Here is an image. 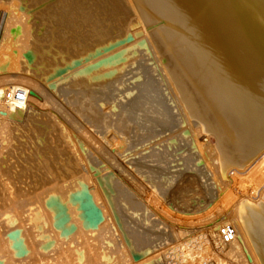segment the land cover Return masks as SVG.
Masks as SVG:
<instances>
[{"label": "bare ground", "instance_id": "obj_1", "mask_svg": "<svg viewBox=\"0 0 264 264\" xmlns=\"http://www.w3.org/2000/svg\"><path fill=\"white\" fill-rule=\"evenodd\" d=\"M0 9L7 10L14 27L23 25L20 42L25 46L24 53L17 51L11 55L17 69L21 66L22 73L16 105L9 120L12 142L0 158V205L10 203L15 223L18 222L16 217L26 219L25 209L37 202L44 212H51L58 237L68 239L74 228L68 222L70 213L60 195L61 191L71 189V208L67 207L77 213L79 220L77 217L75 220L79 222L80 231L89 239L91 231L102 222L103 211L95 200L99 195L103 208L122 232L126 246L133 253L143 250L140 257L146 260L145 264H188L198 256L222 254L228 242L221 241L215 225L217 220H210L202 209L198 191L188 190L181 201L185 206L193 201L197 204H194L196 209L179 211L180 214L174 212V215L185 225L187 222L201 223L193 229L207 232L205 240H209L210 251L202 249L193 254L181 243V255L173 252L159 257L160 245H168L169 240L177 244L183 232L167 229V233H163L157 226L166 235L156 244L146 245L149 238L139 230H136L137 239L132 238L135 233L131 234L132 229H128L121 209L124 205L134 208L143 197L136 198L145 192L140 172L134 169L119 181L111 178V183L106 186L99 183L97 175L92 180L85 175L88 171L83 161L91 162V167L97 169V154L106 155L105 151L109 157L117 155L122 152L116 149L115 153L113 148L123 144H130L127 148L124 146L128 150L132 145L142 147L154 143V156L161 157L166 171H173L180 159H175L179 156L180 148H176V142H179L180 132L175 131L170 119L163 116L167 106L159 102L154 93L162 81L169 96L181 112H185L181 122L173 123L180 126L185 119L200 138L204 136L198 146L206 159L211 158L213 147L207 136L214 135L216 145L212 160L217 164L214 163L213 174L219 178V200L234 212V215L229 213L234 216V227L243 238L251 264H264V0H0ZM21 13L26 15L25 20L20 18ZM5 30L8 33L9 28ZM4 36L0 41V67L9 50L6 34ZM61 71L71 76L82 74L71 95L64 90L62 94L65 104L70 102L72 95L77 97L68 108L80 118L84 110L90 111L92 120L89 122L99 118L96 105L105 97L104 94L90 95L92 90L86 88L87 82L96 80L93 88L98 90L113 88L111 99L118 97V86L126 83L122 96L130 97V103L125 107V130L120 137L109 134L97 137L91 126L80 130L69 126V133L64 131L63 122L57 118L52 106V98L44 91L47 79ZM84 137L90 140L87 148ZM171 144L175 145L173 149ZM181 150L184 152L185 149ZM124 152L127 155L129 151ZM134 152L140 153L139 150ZM108 156H104L105 161L109 160ZM115 156L113 159L117 158ZM164 156L168 158L164 160ZM256 173L258 176L253 178ZM225 184L233 191H224ZM107 186L110 194L106 197L103 189ZM142 208V211L146 210ZM150 212L152 214L151 209ZM129 215L126 219H132ZM149 222H153L152 219ZM3 226L0 221V229ZM25 247L32 251L31 254L37 249L30 239ZM147 252L150 254H145ZM84 256V250H78L75 263L81 264ZM179 256L184 258L176 262ZM236 256L240 259L238 254Z\"/></svg>", "mask_w": 264, "mask_h": 264}, {"label": "rangeland", "instance_id": "obj_2", "mask_svg": "<svg viewBox=\"0 0 264 264\" xmlns=\"http://www.w3.org/2000/svg\"><path fill=\"white\" fill-rule=\"evenodd\" d=\"M13 5H16V4H13ZM20 15H21L20 18L25 20L26 15L24 13H21ZM5 25H7V27L9 28L8 33L5 30L7 28ZM21 27L20 28L14 27L13 19L10 18V14L7 13V10L0 9V30H1L0 31V41L2 42L4 40V37H5L4 35L6 34V40L8 42L6 44L8 45V48H9L8 52L6 53L7 56L5 59H3L2 66L0 67V158L5 148H7L12 142L11 140L12 131L10 129L9 120L11 118V115L14 112V106L16 105V100H17V95H18L17 86H18V81L21 80L22 69L20 65H19V69H17L16 60L11 55L12 53L17 52V51H19L20 54L24 53L25 46L21 45V42H20V39L22 38L21 31H20ZM1 45H0V50H1ZM81 76H82L81 73H78L75 76H71V75H67L66 71H61V73H58L57 75H54L53 77L48 78L44 84L45 94L47 97L52 98V106L55 110V114H57L58 116L57 118L63 122L64 131L66 133L67 132L69 133L70 131L69 126H75V128L79 130L85 128L86 126H91L93 128L92 129L93 133L95 135L96 134L98 135V136L96 135L97 137L108 136V134L116 135L117 138L120 137L121 133L124 132L125 130V126H124L125 125L124 118H126L125 107H127V105L130 103V97L122 96V91L125 88L126 83L120 84L118 86L119 88V91L117 92L118 97L117 98L114 97L113 99H111V96L113 95H111L110 92H112L113 88L103 87L98 90V89L93 88V86L95 85L94 83H96V80L90 79L87 82L88 84L86 88H89L88 90H92L91 92H89L90 95L91 94H96V95L104 94V97H105V99L101 101L100 104L97 103L96 105L98 107L97 109L98 111L96 114L99 115V118L95 121L89 122L88 120L90 119L92 120V117H90V114H91L90 111L84 110L82 118H80L79 116H75L72 112H70L69 110L70 108H68L69 107L68 104L72 103V101H74L76 96L72 95L70 102L65 104L66 100L64 99V96L62 94L63 90L69 91V96H70L71 95L70 92L74 91L73 87L76 86V83H77L76 81ZM155 79H157L158 81V78H155ZM22 86L24 87L25 84ZM164 86L165 85L164 83H162V81L158 83L157 87H155L157 92H154V93L157 94L158 101L167 106L164 109L163 116L168 117V119H170L171 126H173L172 128L175 131L180 132L179 142L178 143L176 142V148L178 149L180 148V150H178L179 156L175 158L176 161L177 159L179 158L180 159L177 161V163L178 162L179 163L174 167V168L177 167V170L173 168V171L176 175L170 169L166 171L167 168L165 169L164 166H162V162L160 159L161 157H159L158 155L154 156L156 154V152L155 153L153 152L155 148L152 147L154 143H151L152 145L150 143L147 145L146 144L143 145L145 146V148L143 146L141 147V145L133 146L131 144L132 147L134 148L133 149L131 147L133 153L131 149L129 148L128 150H126V148L130 146V144L128 145L123 144L122 147L125 148L124 146H126L125 149H123L121 145H119L120 147L118 146L119 148L115 145V149L113 148L114 152L116 149H120L117 152H122V153L115 152L117 153V155L115 154L116 155L115 156L112 154L113 153V150H112V152H110L112 155H110L109 153L110 157L112 159L114 156L117 157L113 160L108 156V154L105 151L103 152L106 155L101 154L102 156L101 155L99 156L100 153L97 154L96 155L97 162L95 161L97 163V166H95V168L97 169H93V167H91L92 166L91 162L82 160L85 169L88 171L87 173L85 172V175L87 176V178L91 180L93 179L94 176L97 175L96 177L98 178L99 183L105 184L104 186H106V184L111 183V178H113L112 179L113 181H116V180L119 181L124 178L125 174H127L128 172H131L134 169H137L140 172L141 176L139 177H142V180H143L142 187L144 186L143 192L144 190L145 192L138 194L137 195L138 197L136 196V198H138L139 200V198L143 196L145 197L144 199H146L147 201L144 200L142 197L140 198L139 202L137 203L135 202L136 203L134 204L135 207L134 208L131 207L133 211L136 210L134 212L131 211L130 207L125 206V205H124L125 210L123 209V207L121 209L122 214L124 215L125 222L126 224H128L127 225L128 229L129 230L132 229L131 234L135 233L134 235H131L132 238L137 239L139 235L136 232V230H139L141 231V233L146 235L147 238H149L147 239V243H146V245H149V243L156 244V242L159 239L162 240L164 236L166 235V234L163 235V233H165L167 229L169 230L179 229L181 232H183L182 237L179 239L177 244L174 243L172 240H169L168 245L166 243H164V245L163 244L160 245L161 253L159 257H163L173 252H175L177 255H181L182 249L179 246V244L181 243L185 246L184 247L185 249H188L190 253H193V254H196L197 250H202V249L206 251H210L209 250L210 248L209 240L208 241L205 240V238H207L206 237L207 232L204 230H198L197 232H195L193 229L194 225H198V224L201 225V223L190 222L189 224V222H187V224L185 225L182 223L181 220L177 219V217H175L174 215V212L178 214L179 211L184 210V212H188L190 210V212H192L193 209H196L195 205L197 206V204H195L193 201L190 200V202L186 204V206L182 205L181 201L188 194L189 192L188 190L194 189L198 191V194L202 197V205H201L202 209L206 212L209 219L212 221L217 220V222H215L216 223L215 225H217V227H219L220 225L231 226L233 229V238L232 240L228 241L227 247L224 249L222 254H218L217 256H215V254L209 255V256L208 255L200 256L203 258L201 259L202 261L200 260V257L198 256L199 258L198 257L192 258V260H190L189 263L191 262L190 264H195V263L199 264L201 261L203 262V264H216V262L217 264H219L220 262H221L220 264H233V261L235 260L236 263L234 264H237V263L243 264L245 262H246L245 264L247 263L251 264L252 261L248 259V254L243 244V238L240 236V234L237 232V230L234 227V222H235L234 216H233L234 212L231 211V209H229L228 205L223 204L219 200V194H220L219 187H218L219 178L216 174H213L214 163L217 164V161L214 162V160H212L215 157V154L213 153V149H215V145H216L215 137L212 133L208 134L207 136L210 144L213 147H211L212 149L211 158L206 159V156L201 153V151L199 150V146H198V144L199 143L201 144V142H203V139H205L204 136H201L200 138L198 136L199 133L197 132V130H195L193 127L190 129V127L188 126L189 123H187L185 119L182 123H180L181 124L180 126L175 125L173 123V122H176L177 124L181 122L182 115L185 112L184 111L181 112L180 108L175 104V100L169 96L168 90ZM101 106L102 107L104 106V108H100ZM82 134L83 133H81V137L83 136ZM87 135H89V133H87ZM84 136L86 137V134H84ZM86 140L87 141L85 142V144L87 146L85 144L84 146L87 148L89 146L90 140L89 139H86ZM182 145L184 146L182 147ZM146 146L150 148H147ZM174 146L175 145H172V147L171 146L170 147L173 149ZM146 148L148 150H146ZM183 148L185 149L184 152H182L181 150ZM137 149L139 150V152L141 151V149H143L144 151L140 153H135L134 151H138ZM150 149L153 152V154L150 151ZM124 151L126 152L129 151V152L127 153V155H125L126 153ZM118 154L120 155V157L118 156ZM129 155H130V158H129ZM98 156L100 159L98 158ZM104 156L106 157L108 156L109 160L105 161L107 158L105 157L104 159ZM166 157L167 156H164V160L168 158ZM142 158L143 159L146 158V159L142 161L143 160ZM133 164H134V167H132ZM137 166L139 168H137ZM117 167L119 170L117 169ZM145 167L147 170L151 169L150 171L152 172L150 171L147 172ZM107 169L109 170V172ZM158 169L160 170V174L158 173L159 172ZM161 169H163V171ZM144 171L146 173H143ZM153 171H155L156 173V174L154 173L155 175L153 174ZM103 173L105 174L103 175ZM100 174L103 175L104 179L102 178ZM257 174L258 173L254 174L253 178L258 176ZM101 178L102 180H100ZM115 178H118V179H115ZM156 178H160V179H156ZM149 179H152V181L151 180L148 181ZM156 185L157 186L160 185L158 188L160 189L162 188L161 190H164V191L167 190V191L164 192V191H161L160 189L158 191V188ZM224 186H225L224 191L226 192L233 191L230 185L225 184ZM107 188L109 189V186L103 189V191L105 190L104 195L106 197L108 196V194H110L108 192L109 190H106ZM170 192L173 194H170ZM72 193H73V190L70 189L67 191H61V195H60L62 201L67 204V205L65 204L66 205L65 208H67L66 211L68 210L67 212L70 213L68 222L72 224L74 228V231H72L70 234L71 236L68 237V239L66 240L58 237V232L56 231V229H54V226L52 225L53 222H52V217L50 214L51 212L50 213L44 212L42 205L37 204V202H35V204H31L29 208L27 207V209H25L26 211L25 216H27L26 219H24L23 217H16V221H18L17 223H15V218L11 212L10 203L7 204V206H5L6 205L5 203L1 204L0 205L1 207L0 208V221L2 222L4 226H3V229H0V264H76L75 260H76V254L78 250H82V251L84 250L85 256L83 260L81 261L82 262L81 264H145L146 260L140 257L141 256L140 253L142 254L143 250L139 249L140 252L133 253L132 249L129 246L128 247L126 246V242L123 239L122 232L117 229L115 221L111 218L110 213L105 208H103V203H102L103 201L99 197V195L96 196L98 199L95 197V200L98 206L102 209L104 217H103L102 222L98 225V227L95 228V230L91 231L92 233H90L89 235L91 236V238L89 237L88 239V236L85 235V233H82L80 231L78 227L79 222L75 220V217H77L76 219L79 220L77 213H75L74 209L72 210L73 212H71L70 209L68 208L70 206L69 203H70V198L72 196ZM145 193L148 194L149 196L146 195ZM169 194L172 196H169ZM8 201L9 199H7V202ZM143 201H145L146 204L147 203L148 204L146 205L145 202ZM161 202L163 205L160 204ZM153 206L155 208H153ZM181 206L183 208L187 207V209L186 208L183 209ZM148 207L151 209L152 214L154 215L149 214L150 209L148 210ZM141 208L146 209V210H143L145 213L141 210ZM152 208L154 211L152 210ZM191 208L193 209L191 210ZM157 210H160V211H157ZM146 212H148V215L146 214ZM160 212H161V215H160ZM229 212L231 213L233 212L232 213L233 215H231V213ZM128 214H130L129 216H131V218L134 220L130 219V217L129 219L128 218L126 219V215L128 217ZM153 216H155L156 218ZM139 217H141L142 220ZM145 217L147 219H145ZM151 219L153 222L148 223V221H151ZM153 219L156 221H154ZM158 220H160L161 225L163 227L160 226V222H158ZM134 222L135 224H133ZM157 222L159 223V225ZM76 223L78 224L76 225ZM141 223H144L146 225L141 224ZM151 223H154V224H151ZM148 224H150V226ZM130 226L131 228H129ZM155 226L156 227L159 226L161 230L163 231V233L159 230L160 229L159 227H157L156 229ZM146 229H149L150 231L148 230L146 231ZM154 229H156L155 230L156 232L154 231ZM143 230H145L146 232ZM12 232H15V234H12ZM149 233H151L150 234L151 236H149ZM155 234H157V236ZM27 239L28 240L30 239V242H32V244L37 245V249L32 254H31L32 251L30 252L25 247ZM232 253L234 254L232 255ZM132 254H136L137 257H134L136 255H132ZM145 254H150V252H147ZM236 254L240 256V259L238 258V256H236ZM182 257L179 256L178 259H176L177 260L176 262H179ZM231 259H232V263H230ZM237 259H239V262L236 261ZM198 260L199 262H197ZM32 262H35V263H32Z\"/></svg>", "mask_w": 264, "mask_h": 264}, {"label": "built area", "instance_id": "obj_3", "mask_svg": "<svg viewBox=\"0 0 264 264\" xmlns=\"http://www.w3.org/2000/svg\"><path fill=\"white\" fill-rule=\"evenodd\" d=\"M217 232L222 242H228L233 238V229L229 225H220Z\"/></svg>", "mask_w": 264, "mask_h": 264}]
</instances>
